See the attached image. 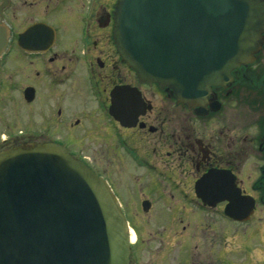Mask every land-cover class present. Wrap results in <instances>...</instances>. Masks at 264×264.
I'll list each match as a JSON object with an SVG mask.
<instances>
[{
	"label": "flooded vegetation",
	"instance_id": "af4514ba",
	"mask_svg": "<svg viewBox=\"0 0 264 264\" xmlns=\"http://www.w3.org/2000/svg\"><path fill=\"white\" fill-rule=\"evenodd\" d=\"M116 2L0 0V152L81 160L118 203L128 264H264V42L185 102L122 59Z\"/></svg>",
	"mask_w": 264,
	"mask_h": 264
},
{
	"label": "water",
	"instance_id": "95a60500",
	"mask_svg": "<svg viewBox=\"0 0 264 264\" xmlns=\"http://www.w3.org/2000/svg\"><path fill=\"white\" fill-rule=\"evenodd\" d=\"M114 21L122 59L185 102L230 81L264 42V0H117ZM128 256L118 203L81 160L53 142L0 152V264H128Z\"/></svg>",
	"mask_w": 264,
	"mask_h": 264
}]
</instances>
